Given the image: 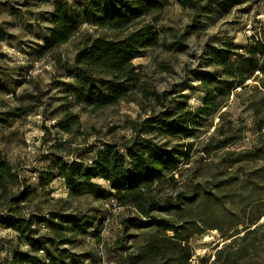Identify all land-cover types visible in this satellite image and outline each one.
Segmentation results:
<instances>
[{"label": "rangeland", "instance_id": "obj_1", "mask_svg": "<svg viewBox=\"0 0 264 264\" xmlns=\"http://www.w3.org/2000/svg\"><path fill=\"white\" fill-rule=\"evenodd\" d=\"M54 1L0 0V85L8 91H0V152L34 190L30 201L16 209L33 220L39 248L36 251L19 234L0 226V264H10L16 253H30L35 264H119L115 244L123 231L121 221L136 213L119 207L110 185L100 178L85 179L79 174L82 185L78 189L54 178L59 162L91 164L103 143L117 144L124 152L123 144L131 142L137 130L144 131L147 120L178 106V101H188L193 110L200 108L206 93L197 75L221 72L208 64L209 47L236 49L246 47L251 38L264 41V0H235L227 11L219 7L220 0H193L199 10L169 0L158 16L161 43L133 61L147 87L163 94L162 99L157 102L135 93L103 109L89 108L70 93L76 80L64 64H74L86 35L116 34L84 25L69 43L42 55L50 37ZM180 43L185 45L183 52L178 51ZM68 114L79 121L70 133L60 126L67 123ZM144 137L167 147L182 146L184 151L191 145V162L181 166L176 176L178 190L185 187L188 177L194 183H207L211 194L223 197L218 208L212 203L208 210L212 225L225 227L232 220H244L238 228L242 231L252 217L264 212V182L258 176L264 175V160L234 162L239 154L264 147V74L257 72L245 87L233 91L221 112L193 137L177 140L161 133ZM210 139L213 145L224 139L231 144L207 156L202 150ZM46 179L51 183L43 188ZM21 192L23 188L17 185L9 196ZM3 209L4 199L0 212ZM61 215L78 220L63 223ZM258 225L257 249L250 264H264V217ZM132 241L124 242L130 252ZM228 242L215 229L195 236L190 241L192 264L209 256L213 261L216 250Z\"/></svg>", "mask_w": 264, "mask_h": 264}, {"label": "trees", "instance_id": "obj_2", "mask_svg": "<svg viewBox=\"0 0 264 264\" xmlns=\"http://www.w3.org/2000/svg\"><path fill=\"white\" fill-rule=\"evenodd\" d=\"M177 1L185 8L201 9L193 0ZM219 2V7L227 11L235 0ZM169 5V0H72V3L55 0L49 18L50 37L41 54L46 55L69 43L84 25L110 31L116 35H86L74 64H64L76 80V85L70 86V93L92 109L116 106L135 93L159 102L163 94L147 87L133 61L161 43L158 16ZM184 49L185 45L180 43L178 51ZM208 50V64L221 72L197 75L206 93L200 108L193 110L188 101H178V106L147 120L146 129L137 130L134 139L123 144L124 152L117 144L103 143L100 150L94 149L96 157L91 164L63 160L58 164L59 173L54 178H62L72 189L82 185L77 180L79 174L85 179L100 178L110 185L119 207L136 213L121 221L123 231L115 244L119 264H192L190 241L207 229L219 230L222 238L229 242L216 250L213 261H210L211 256L203 257L199 264H250L253 260L257 249L254 240L261 227L256 225L264 212L252 217L242 231L238 228L244 220H232L225 227L212 225L208 210L214 204L218 208L223 197L211 194L207 183H194L188 177L185 187L178 190L176 176L181 166L191 162V145L184 151L180 149L182 146L167 147L144 137V134L155 136L159 133L177 140L193 137L205 127L209 118L221 112L233 91L245 87L257 72L264 74L263 40L251 38L244 48L209 47ZM0 91L8 93L2 85ZM78 122L77 116L68 114L67 123L60 126L70 133ZM213 142L214 139H210L202 150L207 156L231 144L228 139L218 140L215 145ZM252 160H264V147L239 154L234 162ZM260 172H253L250 179ZM258 176L263 183L264 175ZM50 183L51 180L46 179L41 187L47 188ZM17 185H21L23 192L9 196ZM32 194L34 190L20 179L0 152V201L4 199L6 207L0 212V226L16 232L26 244L39 251L33 220L23 217L16 209L29 202ZM60 217L63 223L78 220L73 215ZM253 226L256 227L252 229ZM128 239L134 244L131 252L124 245ZM49 258L55 260L53 255ZM35 263L36 258L30 253H16L10 261V264ZM62 264L68 263L62 261Z\"/></svg>", "mask_w": 264, "mask_h": 264}]
</instances>
